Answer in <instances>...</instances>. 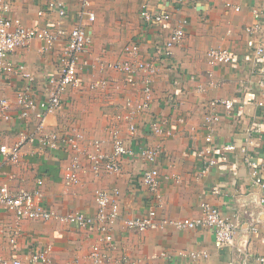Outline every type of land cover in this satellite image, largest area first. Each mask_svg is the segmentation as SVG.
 I'll return each mask as SVG.
<instances>
[{
  "label": "crops",
  "instance_id": "0c3cea01",
  "mask_svg": "<svg viewBox=\"0 0 264 264\" xmlns=\"http://www.w3.org/2000/svg\"><path fill=\"white\" fill-rule=\"evenodd\" d=\"M64 3L66 18L48 8L49 0H14L10 13L27 27H61L69 32L81 23L80 3ZM146 3L157 13L171 14L173 20L147 26L140 16ZM227 3L239 6L240 11L226 7ZM91 10L95 21L83 20L92 39L89 50L81 56L83 86L67 90L62 108L46 116L43 133H57L61 138L82 136V150L100 141L110 153L115 132L127 148L135 151L143 146L160 148L157 165L163 202L156 209L172 219L197 218L202 215L201 204L208 202L239 221L235 247L218 248L214 233L207 229L181 231L169 227L137 232L126 228L125 219L146 214L154 204L153 195L142 182L147 163L141 158L123 157L120 175L95 176L81 171L80 182L68 186L64 177L75 153L65 143L50 149L38 141H27L21 146L18 162L8 161L0 152V186L6 184L15 193L37 192L42 206L61 215H95L96 191L118 190L121 216L113 230L119 245L115 257L120 263L114 264H174L175 257L192 251L207 252L208 258L186 259L190 264H229L239 260L236 248L246 241L255 254L264 255V226L257 233L246 228L251 216H261L257 201L264 197V189L254 185L244 156L237 150L228 155L227 162L219 161L208 172H203L200 157L210 131L219 147H244L249 139L253 143L249 150L264 156V117L256 104L263 92L264 56H256L248 47L246 33L247 27L260 22L261 31L254 39L264 46V0H207L189 5L174 0H91ZM256 10L261 12L260 20L255 19ZM40 11L45 14L40 16ZM182 20L187 21L183 42L173 48L170 58H161L160 51ZM136 41L141 45L142 57L157 65V73L151 87V109L138 114L136 130L130 131L124 116L128 102L135 107L144 101L145 76L128 77L108 65L125 59L126 45ZM42 47L35 40L10 57L35 78L33 97L37 102L49 97L48 80L58 73L65 39H59L49 52H43ZM213 48L228 49L231 63L212 66L208 52ZM26 85L27 80L20 76L3 78L0 99H8L11 107L10 120L0 118V146L17 145L22 134L35 133L40 123L34 113L24 118V110L17 103V94ZM213 100H230L235 106L231 110L218 107L215 111L220 118L209 130L206 118ZM154 124H160L170 135L156 134ZM217 153L220 157L222 150ZM80 161L88 165L85 155ZM214 187L220 188L219 194L212 192ZM99 236L95 228H78L59 221H17L0 207V259L18 258L22 264H32L29 257L33 252L51 246L50 264H91L88 256ZM162 253L170 258L164 259ZM123 258L127 262H122Z\"/></svg>",
  "mask_w": 264,
  "mask_h": 264
},
{
  "label": "built area",
  "instance_id": "2783aa9c",
  "mask_svg": "<svg viewBox=\"0 0 264 264\" xmlns=\"http://www.w3.org/2000/svg\"><path fill=\"white\" fill-rule=\"evenodd\" d=\"M80 3V24H77L69 32L59 27L57 30L41 29L38 27H27L22 24L19 19L11 16V8L14 0H0V86L3 78L6 76H20L27 80V85L17 94V103L23 108L22 116L28 118L31 113L40 122L37 130L33 134H22L20 143L13 147L5 145L0 146V152L8 161L18 162L21 154V146L24 142L38 141L43 148H56L65 143L69 150L75 153L73 163L67 168L65 175V184L75 185L80 182L79 172H91L95 176L103 175H120L123 171L121 160L123 157L141 158L147 163V168L142 175V182L153 195V206L146 214L138 217H132L124 220L126 228L137 232H146L148 230H161L165 228H175L177 230H197L207 229L214 233L215 244L218 248L235 247V236L241 229L238 220L225 216L220 209L208 202L201 204L202 215L197 218H180L172 219L162 215L157 209L161 206L163 200L159 193L160 174L158 168V159L161 149L152 146H143L139 151L127 148L123 140L115 132L112 141V150L106 152L100 141L91 143L90 148L82 150L79 140L82 136L73 135L61 138L57 133L46 135L43 133L44 120L47 115L55 113L63 106V96L69 89H80L83 86V80L80 77L79 69L81 64V56L87 52L91 46L92 39L84 28L83 20L88 19L90 22L95 21V13L91 10V0H77ZM180 5L195 4L207 0H174ZM226 7L234 8L240 11L239 6H233L227 3ZM48 8L55 11L61 18L68 16V9L64 0H49ZM45 12L40 11L42 16ZM140 16L143 22L148 25L163 24L171 22L173 16L169 13H157L144 4L141 8ZM256 20L261 19V12L254 11ZM187 21L178 22L173 29L169 39L160 51L161 58H170L173 55V48L181 44L186 36ZM261 23L246 28L249 36L247 45L253 50L256 56H264V46L257 44L254 36L261 31ZM64 37L65 47L60 56L58 73L55 77L49 78L50 85L49 97L42 102H37L33 97L35 78L25 73L24 66L14 64L10 57L18 50L27 48L33 41H40L43 44V52H49L55 47L59 39ZM126 57L123 60L113 62L108 65L109 68L119 71L128 77L145 76L144 94L145 99L139 105L132 107L128 102V112L124 119L129 124V130L135 131V118L139 113L151 109L152 103V82L153 76L157 73V65L142 57L141 45L139 42H131L126 45L124 50ZM208 60L212 66H222L231 63L232 54L225 48H213L208 52ZM263 90L261 98L256 102L257 106L263 111L264 117V81L261 83ZM225 106L226 109H233L235 104L230 100H213L211 102V112L207 116L208 129H212L213 123L219 120L216 113L218 107ZM11 103L8 99H0V118L10 120L9 110ZM153 131L156 134H168L160 124H154ZM207 145L201 150L200 157L203 160V172H208L219 161L227 162L229 154L235 153L237 150L244 156V161L250 170L254 185L264 189V156L259 151L249 150L253 143L247 140V145L238 148L235 144H226L221 147L217 146L214 141L213 132L205 137ZM88 149V150H86ZM222 150L220 157L217 152ZM85 155L88 165H84L80 161V156ZM41 184V183H40ZM220 188L214 187L212 192L220 193ZM119 191L108 192L100 189L96 191L97 212L95 215H86L82 212L69 213L61 215L55 210L45 208L39 202L37 192L20 191L13 192L8 185L0 186V207L4 208L8 213L12 214L17 221H59L74 225L78 228H95L100 236L97 242L92 246L88 260L91 264H114L120 261L116 259L115 253L119 245L115 240V232L113 227L119 221L121 216V205L118 200ZM261 208V216L253 218L247 222L246 228L250 233H257L261 226H264V197L257 201ZM247 232V233H248ZM14 243V240H12ZM246 241V240H245ZM246 241L242 246L236 248V258L239 260L231 261L229 264H264V255L255 254L248 246ZM51 246L42 251L33 252L29 261L32 264H50L49 258ZM161 257L169 259L167 254L162 253ZM208 258L207 252L192 251L189 254L181 253L178 258L175 257L174 264H190L188 261H198ZM188 261H187V260ZM185 261V262H184ZM122 262H127L123 258ZM0 264H22L20 259H0ZM131 264H140L139 262H131Z\"/></svg>",
  "mask_w": 264,
  "mask_h": 264
}]
</instances>
